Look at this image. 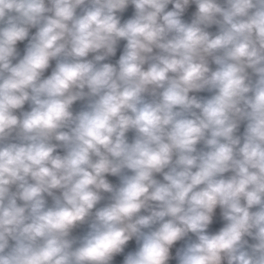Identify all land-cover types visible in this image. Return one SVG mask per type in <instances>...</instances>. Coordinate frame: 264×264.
<instances>
[{"label": "clouds", "instance_id": "obj_1", "mask_svg": "<svg viewBox=\"0 0 264 264\" xmlns=\"http://www.w3.org/2000/svg\"><path fill=\"white\" fill-rule=\"evenodd\" d=\"M0 264H264V0H0Z\"/></svg>", "mask_w": 264, "mask_h": 264}]
</instances>
